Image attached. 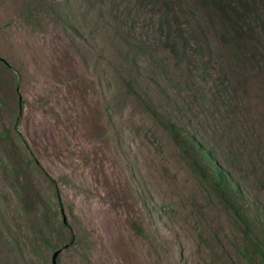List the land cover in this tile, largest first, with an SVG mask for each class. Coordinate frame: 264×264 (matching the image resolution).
I'll list each match as a JSON object with an SVG mask.
<instances>
[{"label": "rangeland", "instance_id": "rangeland-1", "mask_svg": "<svg viewBox=\"0 0 264 264\" xmlns=\"http://www.w3.org/2000/svg\"><path fill=\"white\" fill-rule=\"evenodd\" d=\"M171 2L0 0V264H264L167 126L231 168L264 246V0Z\"/></svg>", "mask_w": 264, "mask_h": 264}, {"label": "trees", "instance_id": "trees-1", "mask_svg": "<svg viewBox=\"0 0 264 264\" xmlns=\"http://www.w3.org/2000/svg\"><path fill=\"white\" fill-rule=\"evenodd\" d=\"M164 4V18L169 19L172 15L173 10H171V0H162ZM182 30H178L177 38L182 37ZM182 45H184L182 43ZM166 46H169L171 50L178 55L179 52V43L177 40L169 41L167 40ZM0 61H2L7 68L14 71V67L6 61L4 58L0 56ZM17 93L20 95V82L19 80L16 83ZM129 90L134 93L136 96L141 98V95L138 90H136L132 85L129 86ZM24 101L22 99L19 100V111L18 117L15 121V128L19 126L20 117L23 111ZM147 107L152 111V113L161 119L162 117L166 118L167 116H163L162 112H160L157 107L151 106V103L146 102ZM150 106V107H149ZM162 114V115H161ZM167 126L172 134L174 140L176 141L178 147L183 152L184 155L190 158L191 165L194 171L200 176L203 177L211 186L214 195L217 196L228 208L232 209L236 215L240 218L245 226V233L248 237V243L253 253L258 254L262 260L264 261V246L260 243L259 238L251 237L252 227L250 225L249 220L245 215L246 210V196L242 186L239 183L231 171V168L223 165L219 159L213 156L212 151L205 146V143L201 140H198L193 134L187 132L178 120L175 118L167 117ZM19 134L20 132L17 131ZM5 135H9V131L4 132ZM42 171L46 173V169L39 164ZM52 187L55 189L56 194L59 195V188L56 179L48 178ZM65 224L69 227L70 224L66 221ZM136 227L138 223H134ZM139 229V228H138ZM140 230V229H139ZM75 234H71L69 243H73L75 240ZM68 245V244H67ZM66 245V246H67Z\"/></svg>", "mask_w": 264, "mask_h": 264}, {"label": "water", "instance_id": "water-1", "mask_svg": "<svg viewBox=\"0 0 264 264\" xmlns=\"http://www.w3.org/2000/svg\"><path fill=\"white\" fill-rule=\"evenodd\" d=\"M64 221H65V222L67 221L66 218H64ZM60 252H61L60 249H58V250H56V251L54 252L53 257H52V263H53V264H58V263H57V258H58V255H59Z\"/></svg>", "mask_w": 264, "mask_h": 264}]
</instances>
